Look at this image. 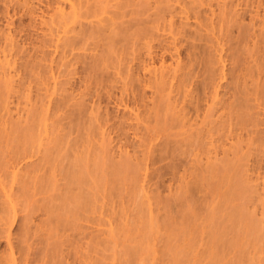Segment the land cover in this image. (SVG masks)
Masks as SVG:
<instances>
[{"label":"bare ground","instance_id":"1","mask_svg":"<svg viewBox=\"0 0 264 264\" xmlns=\"http://www.w3.org/2000/svg\"><path fill=\"white\" fill-rule=\"evenodd\" d=\"M9 1L13 2L15 0H9ZM20 1L22 0H18V2ZM27 1L29 0H24L23 4H26ZM111 1L112 0H47V3L45 5L46 7L44 9L43 8L41 9L42 14H40V16L42 18L40 19H41L42 24L48 23L50 25L48 29L50 31L49 35H51V37L50 36L47 37L44 35V37H47L48 39L42 38L40 45L34 44L31 41L28 43L33 44V48H35V50L38 49V47L42 49L41 47L43 46H45L46 48V45L50 47H54L56 52L58 51L62 53L61 59L63 58L68 59L67 65H65V67L67 66V68L71 67L68 65H74L77 62L86 63V65H88L87 72L89 74V75L87 74V76H89V78L91 77H93V79L95 78L96 80L95 79L94 80L96 82L100 78H102L101 79L102 81H106L103 78V73L105 70H108V68L110 67H113V68L115 67V69L118 70L117 73L120 74L124 78L125 81L123 83L122 94L118 102H119V105L122 106L124 109L131 108L130 110L132 111L134 110V112L131 111V114L127 116L128 120H130L129 122L126 121V119L124 118L126 116H124L123 118L125 119V121L123 120L122 122L120 121L122 127H119V125L117 127H119V130L122 128L124 129V127L126 126L128 128L131 127V129L134 128L135 130H138L142 124L143 126H142V129L140 130L143 131L144 129L146 132L145 133L143 132V135L139 136L142 138V141L138 143L137 145L134 144L135 146L133 145L135 152L139 153L135 157L133 156L134 159H136V162L132 160L131 156L124 158L122 154H121L122 156L120 155L122 157L120 159L122 160L117 161L115 159L114 160L115 162L113 160L112 162L111 161L112 151L111 153H109V155L106 154L110 157V158L108 157L106 158L107 161L109 159L107 163H108V168L110 167V169L104 170L105 172L106 170H110L106 172L108 177L109 175L111 176V178L109 177L108 181H111L112 184H115L116 182L118 184L120 178H125L126 174H130L131 178H134V180H136L137 182L138 180L139 181L145 180V178L149 177L150 175L148 170L150 169L149 166L151 164L154 165L155 163H158L159 161H164L170 157L171 159H173V162L168 164L167 166L164 165L165 166L164 170L163 168H161L163 172H162V175L161 174L160 175L165 176L167 173H170V172L173 173L174 170L179 166L178 164H181L182 160L184 161V159L181 158L180 156L182 153L184 155L185 149L183 150V147L185 145L187 147L193 145L196 148V147H204L206 144H210V145L215 146L214 155L211 156L207 154L206 156L207 165L205 166V168L197 167L196 168L197 171L191 170V168L188 167L187 165V167L184 168L183 173H181L180 175V180L182 181H181L179 189L182 190L183 192L182 194L188 193L189 195L191 194L190 196L192 197L196 195L194 197H196L197 199H198L197 196L199 195V193L204 192L203 187H204L205 181L212 188L218 190L220 186V183H219L220 179L221 177L222 178L225 177V175L221 174V176H219L220 179L218 180L214 179L216 181H211L210 179L211 176L209 177L203 174L204 170H206L210 175H212L214 172L216 173L218 172V170L223 168L222 166H219L221 168L216 167L214 161L213 162L211 161L212 159L216 160L219 156V151L217 149L219 148V145H217L216 142L220 141L225 136L226 138L230 139L231 142L228 145L229 147L224 148L223 152L227 153L229 149H234V153H235L234 157L232 158L224 157L220 159H222V161L225 163V168L226 166L227 168L235 167V169H237V172H239L238 169L241 168L240 167L241 162L239 163L238 161L240 160L243 161V159L247 158V156L246 158L242 156L236 157L238 154V145L240 144L241 141L244 140V137H243L244 131H247L250 137L253 133L260 134L262 132V131H258L257 128H256L257 131H255V129L252 130L251 127L249 128L247 127L250 124L255 126L258 123V119L257 120L255 119L257 117H254L255 115L254 112H251V110L255 107V105H253V103H251L250 101H259V99H262L264 97V89H263L264 87L262 88L263 84L261 85V82H260V80H262L263 78L262 71L264 69V62L262 60H264V56L260 57L258 55L260 54L259 52H262L264 54V36H263L264 17L261 18L258 24L259 26L261 25L262 27L261 30L262 29L263 30L258 33L256 30L252 31L253 30L252 28L256 26V23L258 22V21L257 22L255 21L256 16H261L260 12L257 9L258 7L262 6L263 2L259 1L257 3L256 5L257 12L254 16L252 15L253 17L251 18V23L250 24L246 23V25H244L243 22L242 23L240 22V18H237L238 15H241V19H242V14H240L239 10H236L233 8V6L235 5L233 1L231 2L229 1L230 3L227 0L222 1V3H220L221 1H219L217 2V6H216L217 8L213 7V4H214L212 3L213 0H190V1L189 0H137V1L136 0H125V1H119L117 4H112L110 3ZM17 3H13V4L17 5ZM251 3H252V0H251ZM205 4L210 5L211 7L209 13L206 12L204 8L202 7ZM15 5L11 6V3H8L7 9H9L8 7L10 6L15 8ZM245 5L246 7L250 6L249 3ZM108 6L110 7L114 6L117 8V10L109 11L108 9H106ZM253 6L255 7V5H252V7ZM20 7H23V6H20ZM217 9L219 10L217 11ZM33 10L34 8L31 10V12H33ZM103 12H108L109 15L101 16ZM5 16H6V13H5ZM10 19H8L7 23L14 24L15 21L10 20ZM189 19L196 20V23H195L196 25L194 24L195 25L194 29L187 28V25H189V22H188ZM236 24L238 28V30H236L237 34L233 35L232 37V35H230L229 33L230 26L232 25V27L234 28ZM4 32L5 31H2V29H0V51L3 55V56L2 55L0 56V68H1V71H0V170L1 171L0 172L4 170L3 168L9 167L11 170L10 171L7 170V171H8V175H10L11 177H8V175L6 176L7 172L4 173L5 175L3 173H0V200L2 199L1 193L3 192V195L6 197L4 202H7L10 207L9 213L5 215L6 217L1 216L2 220H4L3 224H7V227H4V229L5 228L6 229L0 232L1 234H3L4 238L7 241V248L0 255V264L3 263L4 254H6V257H5L6 261H10L11 264H32L33 262H31L32 260L30 261V257L28 255L24 256V253L26 251L24 252V247L20 245L21 238L15 236L12 233V230H11L12 227H14V225L16 226V224H20L19 228L21 227L27 228V225L29 224L28 222L30 223L33 222V218L34 216H36L35 214L40 212V215L45 216V217L44 218L40 217V221L37 224L38 229L43 227L44 224L47 225L46 229H51L50 226L52 224L53 229L57 232V234H59L60 230L63 232L62 233L60 231L61 234H59L60 237L62 238L64 235V231H65L63 227L66 224L65 221H67L68 219L67 216H66L67 219L65 218L64 214L67 211L68 212L71 211V209L70 211L66 210L67 208H69L68 201L72 202V205L74 204L73 206L74 209L73 207H71L73 210L71 213L73 214V212H75L77 214L76 211H78V209H80L78 212H81V208H83L82 206L85 204L88 206L90 202L92 204L93 200L96 199V197H94V199L91 198L94 194L92 195L90 190L89 192L87 190L86 192L83 191L86 188H83L82 185H84L85 183H87L88 185V182L91 181V178L90 180L87 179L88 177H86V175L88 176L87 174L88 170L85 166H83L82 168V165H80L79 166L80 168L78 167L79 170L77 169V166L81 164L79 160H78L79 163L77 162V160H75L78 163V165L75 164V161L74 163L70 164V162L73 159L71 161H68L69 162L68 164H70V166L72 167L75 164L74 166H76V168L73 167V169L74 168L77 169L78 170L77 172L75 171L73 173L72 167H70L71 169L69 168L66 171L63 170L65 173L68 172L66 175L70 177V183L74 182L73 184L76 187L79 185L82 188V190L79 188L81 191L77 190V192H75V190L73 191L72 189V187L75 189L74 185H70L71 187L67 188L66 190L63 188L65 184L67 186L69 178L67 176H64L67 182L63 180L64 178L62 177H63V174H65L63 171L62 172L58 171V172H61V174L62 173L63 174H62V177H57V174L53 170L54 166H52V164L55 163L52 160L53 156H54V160H58L56 159V157L58 158V155H59L58 152H60V150H57V146H56L57 141L59 140V142L61 141L64 144V142L67 141V140L65 141V139H68L67 135L69 137L68 132L71 133V130L69 131L68 129L67 131L65 128V130L67 131V134H65L66 131L62 129L63 132L65 131L63 135L64 136L66 135V138H64L63 135L61 134L60 135L64 139L61 138L60 136L59 137L61 139L58 136L52 137L53 136L52 134H54L57 129L56 130L55 128L52 129L51 126L54 127V125L52 124H56L57 122H60V120L58 119V121H56L55 123L53 120L52 124L49 122V120L53 119V116L57 112H59L62 106L64 108L68 106L69 100L68 102L66 101L68 98L70 99V101L75 98V97L70 98L72 93L68 91L69 90L68 88H67L68 90H66V87H64L70 82L71 78L69 77V80H67L68 82L66 81L67 84L65 83V80L64 82H62L63 80L61 81L55 80V85L53 86V90L51 91V93L49 94L46 93L44 97L41 98L42 100L39 105L34 104L31 107L24 109L18 105L19 102L18 103L16 102L17 103L16 108H13L11 104L12 102H14L13 98L14 97L16 98L17 96L16 92L17 91L19 92V90L23 86L24 87L29 86V85H26L28 78L26 79L27 81L24 82L22 77L17 78L16 77L17 73L15 74L13 72V71H17L19 68V65H18L19 63H18V60L16 59L17 57L15 58V56L16 54L22 52L23 49L26 52L29 50V48L24 47L25 42L23 45L19 43V41L17 40L15 36L16 34H13L10 31L7 33H4ZM46 35H48V33ZM128 49L129 51H127ZM250 50L254 52L251 53ZM52 51L54 52V50H51V53L48 51L47 52L48 54L49 53L53 54ZM14 52L16 53L15 55H14ZM47 52H45L46 54L44 53L45 55L44 54L43 55L46 56ZM124 52H126V57L128 54L131 57H129L128 55L127 58L126 57L123 58L122 55H124L123 54ZM255 54H257L258 56H255ZM70 55L72 56L70 57ZM24 56L26 57V55ZM24 56H22V59H24ZM30 56L31 55H30V50H29L28 57ZM32 57L30 58L32 59ZM249 57H253L254 58L253 60L255 62L252 63ZM30 58H29L30 61L28 62L26 61L27 58H25L26 62L24 64L25 66L27 65L26 69L28 67H31L29 70L31 71L32 65H34L36 62L37 64L35 65L39 69L40 67L37 66L39 64L38 61L36 62L34 61L35 63H33V59H32V65L29 64L31 62ZM56 58H57V55H56ZM169 58L172 60L171 62L169 61ZM87 59H90V61H87ZM58 64H59V61H58ZM216 64L218 65L215 66ZM20 66H21L20 68H22L23 62L20 63ZM120 66L121 68H119ZM24 67H23L24 71L27 72L28 70H25ZM41 67L46 68V71H48L47 69H50L52 65L49 68H47L48 65L47 67H43V66ZM57 67L58 66H56V68ZM75 69L77 68L75 67ZM75 69H72L70 73L75 74L77 71L76 70L74 72L73 70ZM29 71L24 76L26 75L28 76V74H30L31 76V72L29 73ZM67 71H64V72H67ZM111 73L113 74V72ZM37 75H40V72ZM62 75H65V73L64 74L62 73ZM54 78L56 79L57 77H54ZM60 82L65 83V85H63ZM71 82L70 84L72 85ZM58 83H60L63 86V89L60 87L61 85L59 87L61 88V90H65L67 92L65 93L67 96L71 94L70 97L68 98H66L67 96L65 95L66 96L65 101L67 103L66 106H64L65 101L62 102L60 98H58L57 102L54 103L55 101L54 98L52 96L50 97L51 94L55 92L57 93L60 91V89L59 91H57ZM100 83L104 84V82H100V80L96 84L100 85ZM88 84H89V81H88ZM98 88H96V90ZM47 91H50V88L47 87ZM148 91L151 92L150 95H148ZM24 92H22V94H24ZM93 93H96V92L93 91ZM62 94H63V91H62ZM39 96L41 97L42 94L41 95L38 94L37 97ZM22 97L20 96L19 98L23 99ZM26 97L27 96H25V98ZM65 98L63 96V99ZM82 99H84V96ZM59 100H61V102ZM35 101L36 100H34V102ZM80 101L81 100H79V103ZM85 101L86 99L83 100V102ZM79 103H78L79 110L81 108L83 110V108L86 107L85 103L81 104V105H84V106H81V108H80ZM96 105L91 107L92 115L90 114L91 116L90 121L94 122V120H98V119L103 120V124L99 127V129L101 128L102 130L100 133L101 136L99 138L101 139L104 145L106 141L108 142V139L113 138L111 134L113 133L114 129H116L115 128L116 126H114L115 124L113 121H111L113 123L108 125V122L110 120H113V118L111 119V117L113 116L108 117L110 113L108 114L105 113L106 116H103L105 114H101L102 112L99 111V108L101 106H99V103L97 106ZM71 109L72 108H70V110L67 113L66 112L65 113L72 114V112H70ZM87 110H86L87 113L85 112L86 115L88 114ZM94 112H95V115L93 116ZM80 114L81 116H83L82 113L80 112H79V117L77 116L78 114L77 115L75 114V115L77 118L82 119ZM37 117H41V118L39 120L40 122H38L35 125L34 122L39 119V118L37 119ZM65 117L67 116L65 115ZM88 118L87 119L85 118V119L88 120ZM133 120L136 121V123L132 122ZM61 121H63V119ZM68 122L67 123L70 125L71 122L70 121ZM68 128H71V127L68 126ZM85 129H87V124H86ZM95 129L97 130V128ZM172 129H177V130L175 132H172V131L167 132V130H172ZM248 129H251V130H248ZM99 131L98 132L95 131L94 133L98 135ZM36 133L43 135L41 140L40 138H38L40 140V143H37V144H35V141H37L35 138L38 137L36 136L37 135ZM90 133H93V132H90ZM138 133L139 132L135 131V136H138L139 135ZM262 134L264 133L262 132ZM78 135L76 136L78 137ZM97 135H95V137ZM173 135H183V136L180 139L170 138V136H173ZM263 136L259 135L258 137L260 138L258 139H260L261 141ZM90 137H93V136L90 135ZM74 138L75 137H73V140H75L76 142L74 143L73 140L71 141H73V143L76 145V148H79L81 145L78 144L79 146H77V142L79 143V141H77L78 139L76 140V138L75 139ZM91 139L93 140V138ZM160 139H163V140H160ZM157 140H159V142H156ZM84 141L86 143L88 140H84ZM95 142H94V145L97 143ZM111 142H112V139H111ZM52 143L54 144L51 145ZM73 143L70 145L71 148H72ZM90 143H91V140H90ZM75 145L72 149L75 148ZM87 145H90V144H87ZM108 145L109 144H107L106 146L108 147ZM241 145L240 147H242ZM63 146H60L59 149H61V147L65 148V146L64 147ZM86 147L87 146H85V149H87ZM137 147H143V148L139 150V149H136ZM79 149H75L74 152L76 150H78L79 152ZM97 149L98 151H100V148H98V146H97ZM97 149L95 147L94 150H97ZM178 151L180 154L178 153ZM56 152H57V155L55 156ZM68 152L71 153L70 148ZM93 152H96V151H92V155H93ZM107 152H110L109 149ZM121 152L123 153L126 152L124 153L125 156L127 155V153H130L128 149H122ZM209 152L210 151H208V153ZM69 153L66 152V154H69ZM228 154L230 155V153ZM63 155H65V153ZM81 155L83 154L81 153ZM99 157L100 155L98 154V158ZM197 157L198 155H196V158ZM233 158H237L238 160L236 159L237 161L234 162L232 161ZM81 159L84 160V158H81ZM90 159H94V157ZM99 161H101L100 158L98 160H95L97 171L99 169L98 165H100ZM90 162L92 163V160ZM91 163L90 165H92L94 168V165ZM63 164L65 165V163ZM185 165H186V162H185ZM241 166H243L242 168H244L245 164L242 163ZM247 166L249 165L247 164ZM66 168L68 167L66 166ZM70 170H72L73 175L72 173L71 175L69 174ZM141 170H144V172L142 173ZM222 170L221 172L220 171L219 172L222 173ZM243 170L244 169H242V171ZM237 172L236 174H238ZM61 174H59L58 176H61ZM226 174H228L229 176L231 172L226 173ZM117 177L119 178L117 179ZM105 179L102 177L103 181H105ZM235 179L239 181V177L238 178L236 177ZM61 180L62 182L64 181L65 184L62 183ZM56 181L57 182L60 181V182L56 183ZM99 181H101V179ZM113 181L114 182L116 181V182L114 183ZM241 181L245 182V180H241ZM101 183H97V186L104 187L102 186L103 182ZM234 183H235V186L232 185L234 186L232 193L233 195H236L239 192H241L242 187L245 186L243 184L245 183L242 184L243 186L240 184V182H237V183L234 182ZM51 184L53 185V188H54V185H56V187H58L59 189L61 188L60 185L62 186L64 184L62 187L63 189H60V191L64 190L63 193L61 194H63V197L64 196L66 197L60 198L62 195L61 196L59 195L60 193L57 189L55 193H57L58 191L57 195L59 196H56L57 198H55L54 195H53L54 197L51 195L53 199L55 198L54 200L55 202L57 201V199H59V201H61L60 199H63L64 201H62L61 203L64 204L65 202L64 204L65 206L67 203L66 208L65 206L61 207L63 204H60V203L59 205L61 206H58V202L56 203L57 206L55 204V206L59 208L58 212L60 211L62 216L60 215V213L59 214L55 213V208H54V205L52 204L53 201H51V198L48 199L46 195L50 189H53L51 187L52 186ZM93 185L94 184H92V186ZM16 186H17L18 191L21 189H27V191L29 192V190L33 188L34 193L32 192V190H30L32 195L30 193L29 194L27 193L28 195H30L29 196L30 199H32L37 194H42V196L39 197L38 199L37 198L34 199V201L38 203V204L35 203L36 205L33 203V205L35 206H33V209L32 208L31 209L34 211L30 209L28 213L26 212V214H23V215L20 214V212H24L27 210L25 209L27 205H25L26 207H24V204H23L22 208L20 209L17 207L20 204V198H19V194L17 193V191L15 192ZM116 186L114 187L117 188ZM141 188L142 190H144L145 196L148 198V205H151L152 202L150 201V199L152 198V195L148 194L151 189L150 188L148 189L147 186H144V184L142 185ZM67 190H70V192ZM248 190L247 191L242 190L244 191V193L242 194L240 193V194L243 195L245 194V191L248 192ZM65 191L68 192L69 194L68 193L66 194ZM226 193L227 192H225V195ZM230 196L228 197L229 199H230ZM180 197L184 198L185 196L183 195ZM66 200L68 201L66 202ZM49 203H51L52 205ZM60 207L62 209L63 208L65 209L63 210L65 211V213L61 212L62 210H60ZM151 207L152 206H150V208ZM234 208L232 210L233 213L229 212L230 220L232 216H235V214L240 215L239 211L242 210V209L239 210L238 206H237V209H234ZM157 209L158 208H156V211ZM84 210L82 209V211ZM218 212L219 211H216V213ZM143 213H144V209H143ZM248 213L249 212H247L246 214V212L242 211L241 215L243 217L246 216V218L251 219L252 215L250 214L248 215ZM72 214L70 217L74 216V214L73 215ZM167 214H164V216ZM185 214L186 213H184V215ZM186 215L188 216L190 214L187 213ZM191 215L188 217H191ZM187 216H186L185 221L189 220ZM221 216H218L219 218L217 220H219ZM166 217L163 220H165ZM63 218H65L66 220L64 219L63 221L62 220ZM170 218L171 217L169 216L167 217V219H169L168 222L172 223L171 221L172 219L170 220ZM215 218L216 217H214V219ZM226 218H228V216ZM226 218L224 217L223 221ZM72 219L74 222L77 221V220L75 221L74 217H72ZM191 219L193 221V217H191ZM191 219L189 222H192ZM58 220H60L59 221L60 224L62 221L64 222L62 224L63 226L62 225L59 226L58 224L57 227L56 226L54 227L53 225L55 224L54 222L55 221L58 222ZM173 221H174V218H173ZM221 222L219 224H221ZM108 223L113 224V221L111 218H109ZM178 223H175L174 221V224H178ZM192 223H194V221ZM66 227L69 228L68 223L66 224ZM70 227H73V226H70ZM62 228L64 231L62 230ZM27 229L28 231L30 230L29 226ZM21 231H23L22 228H21ZM21 231H19V233ZM25 232L26 231L24 230V233ZM19 233L17 234L19 235ZM66 234L68 235L69 233H66ZM72 235L74 234L72 233ZM69 236L70 235H68V238L63 237V239L56 241L54 244H53L54 241L51 242L52 245L55 246V251H53V254L54 253L56 254V251L58 252V257L59 255L61 256L59 258L62 264H88L89 262V260L87 262L88 256L82 253L79 254V250L76 249L77 247L81 245H78V244L75 245L76 239L75 240L70 239L71 237ZM23 237L24 236H22V239ZM53 248L54 247H52V250ZM17 252L19 253V256H16ZM52 260L53 259H51V263L54 264ZM198 261H201V259ZM90 264H91V261H90Z\"/></svg>","mask_w":264,"mask_h":264},{"label":"rangeland","instance_id":"2","mask_svg":"<svg viewBox=\"0 0 264 264\" xmlns=\"http://www.w3.org/2000/svg\"><path fill=\"white\" fill-rule=\"evenodd\" d=\"M7 1H9V0H6V1L0 0V29H2V31H5L4 33H7L10 31L13 34H16L15 36L21 45H23L25 42L24 47L29 48L30 55H31L30 57L33 56L32 57L33 63L38 61L39 64L41 63L40 65L43 67H47V65H48L47 68L51 67V65H52V67L50 69H47L48 71H46V68H42L38 64L37 66L41 68V69L40 68L38 69L35 65V64H37V62L34 64L35 66L32 65V59L30 57H28V51L29 50L25 52L23 49L22 52H20L18 54H16L14 52V55L16 54L15 58L17 57L16 59L18 60V63H19L18 64L19 68L17 71H13V72L15 74L17 73L16 74L17 78L22 77L24 82L27 81L26 79L28 78L26 85H29V86H26V87L23 86L19 90V92L17 91L18 93L16 92L17 96H16V98L15 97L13 98L14 102H12L11 106L13 108H16V104L18 102H19L18 105L24 109L29 108L34 104L39 105L41 103V100H42L41 98H43L46 93L49 94L53 90V86L55 85V80H58V81L63 80L62 82H64V80H65V83H66V81L69 80V77L72 79V80L70 79V82L72 81L71 82L72 85L69 82L68 84L66 83L67 84L66 86H64V87H66V90L69 89L68 91L70 93H72V95L68 93L69 95L67 96L65 94L67 92L65 90H61V88L63 89V86L60 84L62 82L57 84V86H58L57 91H59V89H60V91L57 93L55 92V93L50 95V97L52 96L54 98V100H55L54 103L57 102L58 98H60L63 102L66 100V98L70 97V95H71L70 98L75 97L71 101L68 98L66 100L67 102L69 100L68 106H66L67 103L65 101L64 106H66V108H64L62 106L61 107L62 110L60 109L59 112H57L53 116V119L49 120V122L51 124H52L53 120H54V123L56 121H58V119L60 120V122H57L56 124H52V125H54V127L51 126L52 129H54V128H55V130L57 129L56 132L54 130L55 133L52 134L53 135L52 137H54V136H58V137L60 136L61 137V135H63V133H65L66 130L67 131H68V129H69V131L71 130V133L68 132V134H69V137L67 135L68 139H65V141L67 140L66 141L67 143L64 142V144H63V142L60 141L61 142L60 143L59 140L57 141V144H56L57 150H60V152H58V154H59L58 158L56 157V159H58V160H54V156L52 155L53 156L52 160L55 162L54 164H52V166H54L53 170L57 174V177H62L63 173L61 174V172L63 170L66 171L67 169L72 167V166H70V164L74 163L75 160H77V162L79 160V162L81 163L79 165H78L79 162L77 163L75 161V164L78 165L77 169L80 165H82V168H83V166H85L88 170V172H87L88 176L86 175V177H88L87 179H89V180L91 178V181L93 183L91 181H89V182L94 184L92 186V184H90L87 180L88 185H87V183H85L87 186L85 184L82 185L83 188H86L83 191L86 192V190H87L89 192V190H90L92 195L94 194L91 198L94 199V197H96V199L93 200L92 204H91V202L89 204L87 203L88 206L86 204L83 205L82 206L83 208H81V212H78L80 209H78V211H76L77 214L75 212H73L74 216H72V217H74L75 221L77 220L76 222H74L72 217H70L72 214L71 212L73 211L71 207H73L74 204L72 205V202L66 200V202L67 201L69 202L68 203L69 208H67L66 210L70 211V209H71V211L70 212L67 211L65 213V211H63L65 209L61 208V207L65 206L64 205L65 202H64V204L61 203L64 200L60 199L61 201H59V199H57L56 202L54 201L55 198H57L56 196L62 195L60 198L66 197V196L63 197V194H61V193H63L64 190L60 191V189L64 188L66 190L67 188L71 187L70 185H74L73 184L74 182L70 183V177H68V175H66L68 172L65 173L64 171L63 172L65 174H63V177H62V178H64L63 180L66 181L64 176H67L69 178L67 186H66L64 181L62 182V180H61V182L64 183L65 185L63 184L64 187H63V185L62 186L60 185V187H61L60 189L58 187H56V185H54V188H53V185L51 184L52 185L51 187L53 189H50L46 195H47L48 199L51 198V201H53L52 204L54 205L56 214L60 213V211L58 212L59 208L56 207L57 206L56 203L58 202V206H61V205H59V203L63 204L60 207V210H62L61 211L62 213L64 212L66 214V215L64 214L66 219L68 217L67 221H65V222H66V224L68 223V227H69V228H67L66 224H65V226L63 228L65 229V231L67 230L66 233H69L68 235H70L69 236V237H71L70 239H73V240L76 239L75 245L76 244L81 245V246L77 247L76 249L79 250V254L82 253V254H85L88 256V258H87V262L89 260L88 264H90V261H91V264H264V136H263L264 134H262V132L264 133V97L262 99H259V101H250L251 103H253V105H255V107L251 110V112H254V114H255L254 117H257L255 119L256 120L258 119V123L255 126L250 124V125H248L247 128L251 127L252 130L255 129V131L258 130V131H262V132L260 134L253 133L252 134L253 136L251 135V137H250L249 134L247 133V131H244V136H243L244 140L241 141L240 144L238 145V154L236 156V157L242 156L244 158H246V156H247L246 159L242 158L243 161L242 160L238 161L239 163L241 162V165H242V163L245 164L244 168H242L243 166L240 165L241 168L238 169V171L240 173L237 172V169H235V167L234 168H230V167L227 168V166H226V168H225V163L222 161V159H220V158H224V157H228V158L234 157V154H235L234 149H229L230 151L228 150L227 153L223 152L224 148L229 147L228 145L231 142L230 139L226 138V136H225L220 141L216 142V144L219 145V148H217L219 151V156L216 160L212 159L211 161L212 162L214 161L215 166L218 168H221L219 166H222L223 170L220 169V170H218V172H216V173L214 172L212 175H210L206 170H204L203 174L205 176H209V177L211 176L210 177L211 181H216V180L220 179L219 176H221V174L225 175V177H223V178L221 177V179H220V182H219L220 186H219L218 190L212 188L205 181L204 187H203L204 192H200L199 195L197 196L198 197V199H197L196 197H194L196 195H194L192 197V196H190L191 194L189 195L188 193L182 194L183 193L182 190L179 189L181 181H182V180H180V175H181V173H183L184 168L187 167V165H188V167L191 168V170H196L197 167L205 168V166L207 165V163H206L207 154H209L211 156L214 155L215 146L210 145V144H206L204 147H196L197 149L193 145L189 146V147H187L185 145L183 147V150L185 149L184 155L182 153L180 156L181 158L184 159V161L183 160L181 161L182 165L178 164L179 166L174 170L173 173L170 172V173H167L165 176H161L165 166H167L168 164L173 162V159H171L169 157L164 161H159L158 163H155L154 165L151 164L149 166L150 169L148 170L150 175H149V177L145 178V180H141V181L138 180V182H137L136 180H134V178H131L130 174H126L125 178H120V180H122V181L119 180L118 184L116 181H115L116 183L113 181L115 184H112L111 181H108L109 177L111 178V176L109 175V177H108V175L106 173L107 171H110V170H106V172L104 171L105 169H110V167L108 168V163H107L109 161V159H108V161L106 159L107 157L110 158L108 156L109 153H111V151H112L111 161L112 160L114 161L115 159L117 161L122 160L120 158H122L121 156L123 155L124 158L131 156L132 160H134V162H136V159H134V157L139 153L135 152L133 145L134 144L137 145L138 143H140L142 141V138L139 136H142L143 132L144 133L146 132L144 129H143V131L140 130V129H142V126H143L142 124H141V126L139 125L140 126V128L138 129L139 131L135 130L133 127H132L133 129H131V127L128 128L127 126L126 127L123 126L124 129L122 128L119 130V127H122V125H121L122 120L125 121V119H126L127 122L130 121V120H128L127 116H129L131 114V111H132V110H130L131 108L124 109L122 106L119 105V102H118L120 97H121V94H122L123 83L125 81L124 78L120 74L117 73L118 70L115 69V67L114 68L110 67V68H108V70H105L106 73H105V71L103 73V78L106 81H102L101 80L102 78L98 79V81H97V82H99V80H100V82H104V84L100 83V85H98L99 83L96 84L97 82L95 81L96 80L95 78H94L95 79L94 80L93 77L89 78V76H87L88 65H86V63L77 62L74 65H68L71 67L67 68V66L65 67V65H67L68 59L67 58L61 59L62 53L58 52V51L56 52L54 47H50V46L46 45V48H45V46H43V47H41L42 49H40L38 47L39 50L38 49L35 50V48H33V44H30L28 42L31 41L34 44L40 45L42 38H47L49 36L51 37V35H49L50 31L48 29L50 27V25L48 23L42 24L41 19H40V18H42L40 16V14H42L41 9L42 8L44 9L46 7L45 5L47 3V0H43V1H41V0H29V1H27L28 4L27 3L23 4L24 0H22L20 2H18V0H15L13 2H10V1L7 2ZM119 1H125V0H112L110 3L117 4ZM219 1H221L220 3H222V1H224V0H218V1L213 0L212 1V3H214L213 7H216L217 2H219ZM227 1L228 2L229 1L234 2L235 5L233 6V8L236 10H239L240 14H242V19H241V15H238L237 18H240V22L241 23L243 22L244 25H246V23H248V24L251 23V18L256 14V12L258 10L260 12L261 16H256L255 21L256 22L258 21V22L256 23V26H254L252 28L253 29L252 31L256 30L258 33V32H261L263 30V29L261 30V28H262L261 25L259 26L258 24H259L261 18L264 17V0H252V3H251V0L250 1L239 0V2H238V0H227ZM259 1H262L263 4H262V6L258 7V9H257L256 5ZM253 2H254V4H253ZM8 3H11V6L15 5L13 3H17V5H15V8L10 6V7H8L9 9H7ZM238 3H240V4H238ZM248 3L250 4L251 7H252V5H255V7L254 6L252 8L250 6L246 7L245 4H248ZM20 6H23V7H20ZM108 7L106 9H108L109 11L117 10V8L114 6L113 7L108 6ZM202 7L204 8V10L206 12H208V13L210 12V8H211L210 5L205 4ZM33 8H34V10H33V12H31V10ZM242 8H243V10H242ZM246 9H248V10H246ZM218 10L219 9H217V11ZM5 13H6V16H5ZM107 15H109L108 12H103L101 14V16H107ZM9 16L11 17V19ZM46 18H48V17H46ZM8 19L15 21L14 24L13 23H12L13 25L8 24L7 23ZM188 22H189V25H187V28L194 29L195 25H196L195 24L196 20L189 19ZM236 28H237V24L235 25L234 28L232 27V25L230 26V32L229 33H230V35H232V37H233V35L237 34L236 30H238V28L237 29ZM263 32H264V30H263ZM47 33H48V35H46ZM44 35L47 37H44ZM263 36H264V34H263ZM51 50H54V52L52 51L53 54H50ZM47 51L50 53L48 54ZM127 51H129V49ZM45 52H47L46 56H44L46 54ZM126 52L123 53L124 54V55H122L123 58L126 57ZM250 52L253 53L254 51L250 50ZM259 53L260 54H258V53L257 54L260 57L264 56V54L262 52H259ZM23 54L26 55V57ZM257 54H255V56H258ZM1 55H2V53L0 51V56ZM56 55H57V58H56ZM128 55H127V57H128ZM22 56H24V59H22ZM71 56L72 55H70V57ZM129 57H131V56L129 55ZM25 58H27L26 59L27 62L30 61L29 58L31 59V62L29 63L32 65L31 71H29L31 67H28L29 69L28 68L26 69L27 65L25 66V64H24L26 62ZM58 59H60V60H58ZM249 59L252 61V63L255 62L253 60L254 59L253 57H249ZM58 61H59L60 65L58 64ZM87 61H90V59H87ZM169 61L171 62L172 60L169 58ZM262 61L264 62V60H262ZM21 62H23L22 68H20ZM42 64H44V65H42ZM217 65L218 64H216L215 66H217ZM56 66H58V67L56 68ZM77 66H79V67H77ZM23 67L25 68V70H28L29 73L31 72V76H30V74H28L29 77L27 75H26L27 77L24 76L28 71L27 72L24 71ZM63 67H64V69H63ZM75 67L77 69H75ZM119 68H121V66ZM67 69H68V71H67ZM72 69H75V70H73L74 72L77 70L76 71L77 74L75 73L76 75L74 73H70L72 71ZM0 71H1V68H0ZM38 71L40 72V75L42 74L41 76L37 75V74H39ZM64 71H67V72H64ZM111 72H113V74ZM114 72H116V73H114ZM62 73L63 74L65 73V75H62ZM34 74H36V75H34ZM262 76H263V78H262V80H260V82H261V85L263 84L262 85V88H263L264 87V69L262 71ZM54 77H57V78L55 79ZM92 79H93V81H92ZM29 81L30 82L33 81V82L30 83ZM45 81H46V83H45ZM88 81H89V84H88ZM42 83H43V85H42ZM65 83H62V84L65 85ZM49 86H51L52 88ZM96 86H98V87L100 86L101 88L99 87L100 88L99 89ZM38 87H40V88H38ZM47 87L50 88V91H47ZM96 88H98L99 90L98 89L96 90ZM24 90H25V92H24ZM62 91H63V94H62ZM93 91L96 93H93ZM22 92H24L25 95L22 94ZM89 92H90V94H89ZM150 93L151 92L148 91V95H150ZM31 94L33 97L31 96ZM38 94L39 95L42 94V96L37 97ZM20 96L21 97L23 96L22 97L23 99L19 98ZM25 96H27L28 99H27V97L25 98ZM63 96H64V98L65 97L66 98L63 99ZM83 96H84V99H82ZM80 97H82V98H80ZM17 98H18V100H17ZM32 99H33V101H32ZM85 99H86V101L83 102V100H85ZM34 100H36V101L34 102ZM61 100H59V101L61 102ZM79 100H81L80 103H79ZM29 103H30V105H29ZM78 103L80 104V108H81V106H84L81 104L85 103L88 110L86 109V107H84L83 110L81 108L80 109L81 111H80ZM98 103H99V106H101L99 108V111L102 112L101 114L110 113L108 115V117L113 116V117H111V119L113 118V120H110L108 122V125L114 122V124H115L114 126H116L115 127L116 129H114L113 133L111 134L113 136V138H111L112 142L114 141L113 143L111 142V139H108V142L106 141L103 145L101 139L99 138L101 136L100 133L102 131L101 128L99 129V127L103 124L102 119H100V120L99 119L98 120L92 119V120H94V122L90 121V117H91L90 114L92 115L91 107H93L96 104L98 105ZM63 108H64V110H63ZM70 108H72L70 111V112H72V114L71 113L66 114L70 110ZM85 109L88 111L87 115L89 118L85 114V112H86ZM78 111L80 113H82L83 116H81V114H80L82 119L76 117L77 114H78L77 116L79 117ZM132 112H134V110ZM259 113H261V114H259ZM106 114L103 116H106ZM123 114H125V115H123ZM65 115L67 117H65ZM94 115H95V112L93 113V116ZM124 116H126V117H124ZM59 117L62 118L63 121H61L62 119H60ZM40 118L41 117H37L38 120L34 122L35 125L38 122H40L39 121ZM85 118L86 119L88 118V120H86ZM65 120H66V122H65ZM68 121L71 122L70 125L68 124L69 123ZM85 121H86V123H85ZM96 121H98V122H96ZM99 121H101V122H99ZM111 121H113V122H111ZM132 122L136 123V121H134V120ZM95 123H97V124H95ZM39 124H41V123H39ZM39 124H38V126H39ZM60 124H61V126H60ZM86 124H87V129H85ZM55 125H57V126L59 125L58 128ZM118 125H119V127H117ZM68 126H70L73 130L71 128H68ZM93 127L97 128V130ZM65 128H66V130H65ZM256 128H257V130H256ZM62 129L65 131L63 132ZM90 129H92L93 131ZM94 130L96 132H98L100 130L99 134L97 135L96 133H94L95 132ZM134 130L139 132L138 136H135ZM176 130L177 129L167 130V132H169V131L175 132ZM248 130H251V129H248ZM67 131L65 134H67ZM90 132H93V133H90ZM38 133H36L37 134L36 136H38V137L35 138L37 140V141H35V144L40 143V140L43 137V135H40ZM76 135H78V137ZM83 135L84 136L87 135V136H85L86 138ZM90 135L93 137H90ZM95 135H97V136L95 137ZM259 135L263 136V138H262L263 140L261 139V141H260V139H258V138H260V137H258ZM182 136L183 135H173V136H170V138L180 139V138H182ZM63 137L66 138V135L65 136L63 135ZM63 137H61V138H63ZM73 137H75L76 140L78 139L77 141H79V143L77 142V146L81 145L79 147L80 149L76 148V145L74 144L76 141L73 140ZM38 138H40V140ZM83 138H85V139H83ZM91 138H93V140ZM255 138H257L258 140ZM71 140H73L74 143ZM84 140H88V141L85 143ZM90 140H91V143H90ZM160 140H163V139H160ZM93 141L97 142V143L95 142L96 146L94 145ZM135 141H136V143H135ZM156 142H159V140H157ZM226 142H228V143H226ZM72 143H73L72 148L75 145L74 149H72L70 147V145ZM111 143H112V145H111ZM241 143H242V145H241ZM53 144L54 143H52L51 145H53ZM58 144L60 146L64 145L65 148L61 147V149H59L60 146ZM87 144H90V145H87ZM107 144H109L108 147L106 146ZM240 145L242 147H240ZM85 146H87L86 147L87 149H85ZM97 146H98V148H100V151H98ZM95 147L97 150H94ZM69 148H70L71 153L68 152ZM142 148L143 147H137L136 149L140 150ZM75 149H79V152H78V150H76L75 151L76 153H75L74 152ZM108 149L110 152H107ZM122 149H128L130 151V153H127V155L125 156L124 153H126V152H124V153L121 152ZM102 150H103V152H102ZM239 150H240V152H239ZM92 151H96V152H93V155H92ZM208 151H210V152L208 153ZM66 152L69 154H66ZM64 153H65V155H63ZM81 153L83 155H81ZM102 153H103V155H102ZM178 153H179V151H178ZM228 153H230V155ZM74 154H76V155H74ZM98 154L100 155L99 158L101 159V161L102 160L103 161L102 162L99 161L100 165H98L99 169L97 171V167L95 165V160L99 159ZM106 154H108V155H106ZM56 155H57V152H56L55 156ZM196 155H198L197 158H196ZM75 156H76V158H75ZM81 156H83V157H81ZM86 156H87V158H86ZM96 156H97V158H96ZM185 156H186V158H185ZM93 157L95 160L90 159ZM81 158H84V160ZM112 158H114V159H112ZM218 159H220L221 161ZM236 159L237 158H233L232 161L236 162L238 160V159L237 160ZM89 160L90 161L92 160V163ZM57 161H59V162H57ZM68 161H71L70 164H68L69 163ZM200 161H201V163H200ZM112 162H111V164H112ZM185 162H186V165H185ZM187 162H189V163H187ZM63 163H65V165L68 168H66V166ZM90 163L94 165V168L92 165H90ZM202 164L204 165V167ZM247 164L249 166H247ZM74 165H73V167L76 168V166H74ZM73 167H72V169H73ZM95 167H96V169H95ZM8 168L9 167L3 168L4 170H2V172H0V173L4 174L5 172H7V174H6V176H7L8 171L11 170L10 168L9 169ZM161 168H163V170ZM74 169H73V173L75 171L77 172L79 170V169L78 170L77 169L74 170ZM111 169H112V167H111ZM242 169H244V170L242 171ZM221 170H222V173H220ZM58 171H61V172H58ZM141 171H142V173L144 172V170H141ZM223 171H224V173H223ZM230 172H231V174H229V176H228V174H226V173H230ZM236 172L238 174H236ZM71 173H72V170H70L69 174L71 175ZM73 173H72V175H73ZM90 173H92V174H90ZM93 173L95 176L93 175ZM59 174H61V176H58ZM99 175L101 176V178ZM236 175H238V176H236ZM235 176L237 178L239 177V181H237V179H235L236 178ZM8 177H11V176L8 175ZM67 177H66V179H67ZM102 177L104 179L106 178L105 179L106 182L102 180ZM232 177H233V179H232ZM240 177H242L243 179ZM97 178L99 180L101 179V181H99ZM118 178L119 177H117V179ZM214 179H216V180H214ZM223 180L225 181V183ZM241 180H245V182L241 181ZM58 182H60V181H58ZM58 182L56 181V183H58ZM96 182L97 183L103 182L102 186H104V187H100V186L98 187ZM234 182H236V183L240 182L241 185L243 183H245L243 185H245L246 187L242 185L243 186L242 190L247 191L249 189L248 192L245 191V194H243L244 195L243 196L241 194L244 193V191L241 190V192H239L238 194L233 195L232 190L235 186ZM141 184L142 185L144 184V186H147L148 189L149 188L151 189L150 192L148 193L149 195H152V198L150 199V201L152 202L151 205H148V198L145 196V192H144V190H142ZM76 185H78V184H76ZM232 185H234V186H232ZM17 186H16L15 192L17 191V193L19 194V198H20V204L17 207L20 209V208H22L23 204H24V207H26L25 205H27V207L25 208L27 210L24 212H20V214L23 215V214H26V212L28 213V211H30L31 208L33 209V206L38 204V203H36V201H34V199H36V198L38 199L39 197L42 196V194H37L38 196L35 195L34 197L32 196L33 198L30 199V197H29L30 195H28V194L30 193L32 195L30 190H32V192H33L34 189L31 188L29 190V192L27 191V189H21L18 191ZM91 186H92V188H91ZM114 186H116L117 188H115ZM74 187H75V189L73 187H72V189H73V191L75 190V192H77V190H79V191L82 190V188L79 185L77 186L78 188L75 185H74ZM56 189L59 191V193H60L59 195H57L58 191H57V193H55ZM51 190H53V191H51ZM110 190H111V192H110ZM154 190H156V191H154ZM21 191H22V193H21ZM67 191L70 192V190H67ZM225 192H227L228 194L226 193V195H225ZM67 193L68 192H66V194ZM141 194H143V195H141ZM230 194H231V196H230ZM1 195H2V197H1L2 199L0 200V232L2 230L6 229V228L4 229V227H7V224H3L4 220H2L1 216L6 217L5 215H7L9 213V209H10L9 204L7 202H4L6 197L3 195V192L1 193ZM51 195L52 196L54 195L55 198L53 199L54 196L51 197ZM177 195H179V196H177ZM183 195L185 197L181 198L180 196H183ZM228 195L230 196V199L228 198L229 197ZM109 196H111V197H109ZM200 196H202V197H200ZM232 196H233V198H232ZM98 197H99V199H98ZM162 197H164L165 200ZM188 197H190V198H188ZM33 203L34 204L36 203V204L33 205ZM109 203H111V204H109ZM183 203L186 205H184ZM49 204H51V203H49ZM55 204H56V206H55ZM222 204H223V206H222ZM236 205L238 206L239 210L240 209H242V210L239 211L240 215L235 214V216H232V218L230 220L229 215L231 212L233 213L232 210L234 207H235L234 209H237ZM150 206H152L151 207L152 210H151ZM66 207H67V203H66L65 208ZM56 208H58V209H56ZM106 208H108V209H106ZM154 208H155V210H154ZM156 208H158L157 211H156ZM73 209H74V207H73ZM82 209L83 210L85 209V210L82 211ZM143 209H144V213H143ZM145 210H146V212L147 211L148 212L146 213ZM32 211H34V210H32ZM216 211H219V212L216 213ZM242 211L246 212V214H247V212H249L248 215L249 214L252 215L251 219L246 218V216L243 217L241 215ZM167 212H168V214H167ZM151 213L153 216L151 215ZM184 213H186V214L188 213L190 215L192 214L193 216L191 215V217H193L194 223H192L193 221H192L191 217H188L190 215L187 216L186 214L184 215ZM145 214H147V215H145ZM164 214H167L169 217H171L170 220L172 219L171 220L172 223L168 222V220H169V219H167L168 216L167 215L164 216ZM226 214H227L228 218H226L227 217ZM35 215L36 216H34L33 222H31V223L28 222L29 224L27 225V228L29 226V229H30L29 231L25 227L24 228L21 227L23 230V231H21V228H19L20 224H16V226L14 225V227H12V229H11L12 233L15 236L21 238L22 243L20 242V245L22 247H24V252L26 251L24 253V256L28 255L30 257V261L32 260L31 262H33L32 264H47V263L53 264V263H51V259L54 260V261L52 260V262H54V264H60V263L62 264V262H60V258H59L61 256L59 255V257H58V252L56 251V254L54 253L56 256L53 254V251H55V246L52 245L51 242L54 241L53 242V244H54L56 241L63 239V237L68 238V235L65 233V231L62 228V230L64 231V235L61 238L59 235V234H61L60 233L61 228L59 227L60 231H59V234H57V232L53 229L52 224L50 226L51 229H46L47 225H45V224L43 225V227L38 229L37 224L40 221V217L44 218L45 216H41L40 212L36 213ZM60 215L62 216L61 213H60ZM78 215H80V216H78ZM161 215H162V217H161ZM76 216H77V218H76ZM186 216L189 218V220H187V221H185ZM218 216H221V218L219 220H217L219 218ZM165 217H166V219L163 220ZM214 217H216V218L214 219ZM224 217L226 219L223 221ZM65 218H63L62 220L64 221ZM109 218L112 219L113 224L108 223ZM173 218H174L175 223H178V222H180V223L174 224ZM190 219L192 222H189ZM216 220H217V222H216ZM59 221L60 220H58V222H56V221L54 222L55 223V224H53L54 227L55 226L57 227L58 224L60 226L64 223L62 221L60 224ZM72 221H73V223H72ZM221 221H223L224 223ZM19 222H20V220H19ZM162 222H163V224H162ZM182 222H184V223H182ZM188 222L191 224H189ZM220 222H221V224H219ZM186 223H188V224H186ZM253 223H255V224H253ZM70 226H73V227H70ZM24 230L26 231L25 233H24ZM47 230H49V231H47ZM213 230H214V232H213ZM19 231H21V232L19 233ZM16 232L19 233V235H21V236H19ZM55 232H56V234H55ZM108 232H110V233H108ZM182 232L184 235L182 234ZM72 233L74 235H72ZM23 234H25V235H23ZM52 235L54 238L52 237ZM22 236H24L23 239H22ZM52 247H54L53 250H52ZM6 248H7V241L4 238L3 234L0 233V250H1L0 255L2 254V252ZM16 256H19L18 252H17ZM5 257H6V254H4L3 263H1V264H11L10 261H6ZM200 259H201V261H198ZM28 263H30V262H28Z\"/></svg>","mask_w":264,"mask_h":264}]
</instances>
